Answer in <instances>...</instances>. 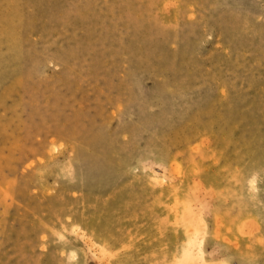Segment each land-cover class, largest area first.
I'll list each match as a JSON object with an SVG mask.
<instances>
[{
    "label": "rangeland",
    "instance_id": "1",
    "mask_svg": "<svg viewBox=\"0 0 264 264\" xmlns=\"http://www.w3.org/2000/svg\"><path fill=\"white\" fill-rule=\"evenodd\" d=\"M0 264H264V0H0Z\"/></svg>",
    "mask_w": 264,
    "mask_h": 264
}]
</instances>
